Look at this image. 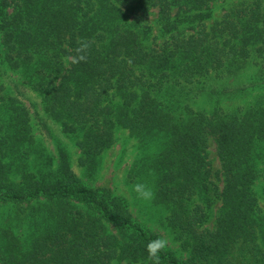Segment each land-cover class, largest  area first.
Returning <instances> with one entry per match:
<instances>
[{
  "label": "trees",
  "instance_id": "obj_1",
  "mask_svg": "<svg viewBox=\"0 0 264 264\" xmlns=\"http://www.w3.org/2000/svg\"><path fill=\"white\" fill-rule=\"evenodd\" d=\"M120 131L178 244L161 264H264V0H0V264H149L157 229L84 179Z\"/></svg>",
  "mask_w": 264,
  "mask_h": 264
},
{
  "label": "rangeland",
  "instance_id": "obj_2",
  "mask_svg": "<svg viewBox=\"0 0 264 264\" xmlns=\"http://www.w3.org/2000/svg\"><path fill=\"white\" fill-rule=\"evenodd\" d=\"M249 73L250 71H247L245 74ZM25 96L27 98L26 105L29 106L30 104H32L33 106L38 108L37 110L40 112L39 99L27 90H25ZM236 103H241V101L234 102V100L232 99H225L221 102V104L224 106H230ZM33 106H29V108H33ZM208 106H210V104L208 105L206 103L204 107ZM32 110H34V108ZM46 124L47 127L51 128L55 137L61 138L64 145H66L68 149L72 151V160L74 164L73 169L80 177L83 178L84 175L82 170L78 169L77 163H75L78 157V151L74 148L72 142L68 138L61 137L57 126H55L49 121H46ZM41 138L43 139L42 142ZM55 139H53L51 135H48L42 129V137L40 134L39 139H37V143L41 142L43 146L48 147V150L50 151L48 153L53 154V152L55 151ZM213 147V145L210 147V158L213 161L214 167L217 168L219 166V163L215 156V151ZM142 156L143 148L140 147L136 139L134 137H131L127 131H120L118 132V142L113 147V149H111L101 160L102 169L100 170V172L94 175L93 179L86 180L87 177H85L84 179L90 186L106 185L110 188H114L115 190H117V192L119 191L121 194H123L126 197L127 201L130 203V206L134 210L136 215H138L139 217L142 216L143 219L147 220L150 226L157 229V231L162 237L167 238L169 240L168 247L170 249L177 250L178 244L173 241V237L171 236V234L163 227L162 220L165 216L163 210L160 211V213L158 211V214L152 212L153 209L152 211L148 210L145 205L149 207L146 202L150 201H143L138 199L136 197V194L132 191V186L134 184H128V182H125V175L127 173L130 174L132 166ZM256 192L258 197L260 198V184L257 185ZM260 202L261 207L264 209V202L261 199ZM144 213L148 215L146 216ZM151 214L154 216L155 222L157 218L159 219V222H156V224L153 222H149L152 221L149 219Z\"/></svg>",
  "mask_w": 264,
  "mask_h": 264
},
{
  "label": "clouds",
  "instance_id": "obj_3",
  "mask_svg": "<svg viewBox=\"0 0 264 264\" xmlns=\"http://www.w3.org/2000/svg\"><path fill=\"white\" fill-rule=\"evenodd\" d=\"M91 47V42L81 40L78 42V47L74 50L75 55L70 57V63L76 64L80 62H86L87 52ZM132 191L136 194V197L143 201H151L155 197V192L151 186L145 182H138L132 186ZM169 245V240L165 237H158L150 240L145 250L147 253V259L149 264H161L160 253L163 252Z\"/></svg>",
  "mask_w": 264,
  "mask_h": 264
}]
</instances>
